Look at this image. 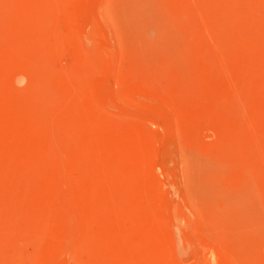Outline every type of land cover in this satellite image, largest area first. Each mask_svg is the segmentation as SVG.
<instances>
[{
	"label": "rangeland",
	"instance_id": "374dc122",
	"mask_svg": "<svg viewBox=\"0 0 264 264\" xmlns=\"http://www.w3.org/2000/svg\"><path fill=\"white\" fill-rule=\"evenodd\" d=\"M0 264H264V0H0Z\"/></svg>",
	"mask_w": 264,
	"mask_h": 264
}]
</instances>
